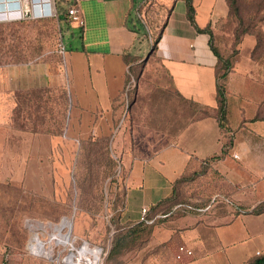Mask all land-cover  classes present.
<instances>
[{
	"label": "rangeland",
	"instance_id": "rangeland-1",
	"mask_svg": "<svg viewBox=\"0 0 264 264\" xmlns=\"http://www.w3.org/2000/svg\"><path fill=\"white\" fill-rule=\"evenodd\" d=\"M194 5L201 25L219 17L222 1L196 0ZM229 8L230 16L218 23L214 42L230 51L250 33L261 48L257 55H264V0H230ZM38 9L31 8L32 14L25 17L0 16V89L2 70L9 65L45 63L61 74L60 84L44 90H0V125L7 138L4 145L11 149V158L3 160L11 173L0 176V264H62L67 245L55 243L53 224L68 230V241L74 238L77 245L84 241L102 249L100 264L152 263L157 257L151 245L155 228L187 213L169 214L173 204L204 207L218 190H212L213 184L200 172L183 178L163 208L152 212L168 214L165 218L151 225L122 222V156L146 151L149 144L160 148L208 110L175 94L159 67L151 47L162 23L148 30L139 25L146 35L142 49L129 59L126 83L117 98L122 110L82 125L60 69L69 36L64 31L61 43L55 3L52 15L37 17ZM218 208L211 206L202 215ZM40 243L51 247L54 258L39 251Z\"/></svg>",
	"mask_w": 264,
	"mask_h": 264
},
{
	"label": "crops",
	"instance_id": "crops-1",
	"mask_svg": "<svg viewBox=\"0 0 264 264\" xmlns=\"http://www.w3.org/2000/svg\"><path fill=\"white\" fill-rule=\"evenodd\" d=\"M195 1L192 6L198 29L209 26L215 32L218 23L228 16L225 0H221L219 17L201 25L197 24ZM77 5L84 27L60 25L61 43L64 31L70 42L68 50L64 48L60 69L67 79L77 121L84 125L122 110L117 98L126 83L129 59L142 49L144 41L135 31L137 27L132 30L128 22L135 14L132 0H77ZM261 29L264 34V24ZM256 44V37L247 34L235 47V54L223 51L231 57L224 84V128L213 116L200 117L160 148L152 149L149 144L146 151L122 156V222L138 223L141 208L152 211L171 197L175 183L183 176L200 171L242 210L216 209L210 216L202 215L205 211L185 213L155 228L151 245L157 257L146 264H247L264 256V213L251 212L264 203V57L252 55ZM154 56L180 97L216 109L217 58L210 49L209 35L198 32L187 19L183 0L176 1ZM2 71V94L61 83L60 72L51 71L45 63L14 64ZM3 132L0 125V176L11 173L10 167L3 164L11 158ZM180 246L192 255L177 259Z\"/></svg>",
	"mask_w": 264,
	"mask_h": 264
},
{
	"label": "trees",
	"instance_id": "trees-1",
	"mask_svg": "<svg viewBox=\"0 0 264 264\" xmlns=\"http://www.w3.org/2000/svg\"><path fill=\"white\" fill-rule=\"evenodd\" d=\"M176 1L177 0H132V3H133L134 8H135V14L128 21L132 30H133V28L135 29V27H137L139 25L140 26L143 25L144 30L145 29L146 30L151 29L152 27L154 29H156L159 26V24L162 23V25L160 27L158 38L155 40L153 46L151 47V50L153 51V53L155 52L156 45L160 39L162 31L166 25V21L170 15V13L172 12ZM183 1L186 5V17H187V19L189 20L190 24L198 32L207 33L209 35L210 49L213 52V54L215 55V57L217 58V65H216V69H215L216 102H217L216 109H210L208 107L200 106V105H197L195 103H191V102L190 103L193 105L199 106V107H203L204 110L205 109L208 110V112L204 113L201 117L213 116L218 121L219 125L224 128L225 124H226L225 114H226V107H227L226 106V91H225L224 84L226 82L227 75L231 69V60H230L231 57L230 56H232L233 54L236 53L235 47L237 46V44L240 42L241 39L237 42V44L235 45L233 50H230V52L232 53V54H229L230 56L224 55L223 51H225V50H222L221 48H219V46L214 42V32L210 31L209 26H207V28H205L203 30H199L196 27V25H195V10L192 6L193 0H183ZM225 2H226L228 9H229L228 16H227V18H228L230 16V8H229L230 0H225ZM54 3H55V9H56V17H57L59 27H60L61 22L65 21V20H66V22H68L66 19L67 8L73 4H76L77 0H54ZM151 20H153V21H151ZM140 26L137 27L135 31L138 34L140 33L141 39L143 40L145 38L146 32L144 34H143V32L141 33L142 27L140 28ZM60 34H61V31H60ZM246 34L250 35V33H246ZM260 49L261 48H259L258 42H257L255 50L252 52V55L254 57H264V55H257V53L260 52ZM44 89H46V88L24 89V90L19 89L15 92L16 93H18V92H33V91H40V90H44ZM175 94H177V93L175 92ZM180 98L183 99L182 97H180ZM183 100H185V99H183ZM198 118H200V117H198ZM193 120H195V119H191L190 121H193ZM229 144H230V142H228L227 146H229ZM200 172L202 173L204 171H200ZM199 173H196L194 175H198ZM194 175H190V176H194ZM202 175H203V173H202ZM185 177H189V176H183L178 182L175 183L174 188ZM210 183L213 184V182H211V181H210ZM174 188H173V191H174ZM215 189L218 190V193H215L214 195H212L211 198L209 199L208 204L205 205L204 207L194 205V204H189V203L188 204L177 203V204H173L169 214L175 213V212H187V213L192 212L194 214H197L198 212H203V211L208 210L211 206H214V207L217 206V207H219L218 208L219 210H225V208H231V207L232 208L235 207L238 210H241V208L235 203V201L231 197H229L228 194L219 190L217 187H213V185H212V190H215ZM165 201L166 200H163L162 202H160L157 206H155L152 209V211L151 210L148 211L147 218L149 219V221H152L151 223H148V224L139 223V224L151 225V224H154L157 221V219L165 218L168 214L167 215L166 214L157 215V213L152 214V212H159L163 208ZM251 212H253L255 214L264 213V203H261L258 206H256ZM247 264H264V256L256 257V258L250 260Z\"/></svg>",
	"mask_w": 264,
	"mask_h": 264
},
{
	"label": "built area",
	"instance_id": "built-area-1",
	"mask_svg": "<svg viewBox=\"0 0 264 264\" xmlns=\"http://www.w3.org/2000/svg\"><path fill=\"white\" fill-rule=\"evenodd\" d=\"M14 3H12L13 5H11L9 7V11H15L16 13H21V15H15V16H23V0H13ZM42 0H30V3L32 5V7L35 6H40ZM42 11V10H41ZM37 13V17H46L50 14L42 11V12ZM52 15V14H51ZM66 19L67 21L71 24L74 25L78 28H82L84 27V19L81 13V10L79 8V6L76 4H73L71 6H69L67 8L66 11ZM62 51L64 53V47L62 48ZM236 158V156H234ZM149 208L147 207H143L140 210V215L138 218V223H151L152 221H149V219L147 218V214H148ZM86 242H82L81 244L77 245L76 240L74 238H72L67 245V252L62 260V264H91V256L89 255V253L87 252H83L82 249H84V245ZM91 247L86 243V249H90ZM86 251V250H85ZM259 253H257L258 255ZM70 255V258L67 259V261H64V259ZM101 255H102V249H101V253L98 259V263L100 264V260H101ZM183 255L186 256H191L192 252L190 250H188L185 246H180L178 248V254H177V259H181Z\"/></svg>",
	"mask_w": 264,
	"mask_h": 264
},
{
	"label": "bare ground",
	"instance_id": "bare-ground-1",
	"mask_svg": "<svg viewBox=\"0 0 264 264\" xmlns=\"http://www.w3.org/2000/svg\"><path fill=\"white\" fill-rule=\"evenodd\" d=\"M12 3H14L13 0H8V1L7 0H4V1L3 0H0V7L1 6L3 7V10H0V16L1 17L2 16L11 17V16H15V15H21V13H16L15 11H9V7L11 5H13ZM41 10L51 15L52 12H53V10H52V1L51 0H42L41 1V4L39 6V9L36 10V12L39 13ZM51 226L53 227V230H54L53 238L56 239V242L55 243L56 244L59 243L61 245L68 244L69 243V241H68V230L66 228H63L62 226H59V225H54L53 224ZM29 227H31L32 229L35 228L31 224H29ZM38 227L44 228L45 226L43 224H38ZM64 229H65V231L63 232ZM83 248H84V249H82L83 252L84 253L87 252L91 256V264H97L98 263L99 256H100V253H101V249L100 248H97V247H94V248H90L88 250V249H86V244L84 245ZM38 249L45 256L54 258V256H53V250L51 249V247L45 249L43 247V245L40 243V244H38ZM69 258H70V255H68L65 258V260L67 261V259H69Z\"/></svg>",
	"mask_w": 264,
	"mask_h": 264
},
{
	"label": "water",
	"instance_id": "water-1",
	"mask_svg": "<svg viewBox=\"0 0 264 264\" xmlns=\"http://www.w3.org/2000/svg\"><path fill=\"white\" fill-rule=\"evenodd\" d=\"M22 3H23V16L25 17V16L31 15L32 14L31 8L33 7L30 3V0H23ZM52 4H54L53 0H52ZM63 219H66V218H63Z\"/></svg>",
	"mask_w": 264,
	"mask_h": 264
}]
</instances>
